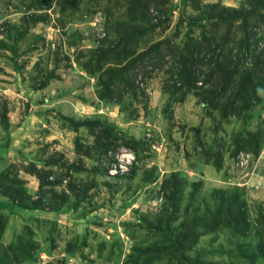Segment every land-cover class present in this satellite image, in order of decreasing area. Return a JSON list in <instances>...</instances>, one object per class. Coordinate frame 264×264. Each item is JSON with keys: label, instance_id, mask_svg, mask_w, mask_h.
<instances>
[{"label": "rangeland", "instance_id": "374dc122", "mask_svg": "<svg viewBox=\"0 0 264 264\" xmlns=\"http://www.w3.org/2000/svg\"><path fill=\"white\" fill-rule=\"evenodd\" d=\"M149 3L0 0V264H264V83L232 103L264 60V0ZM222 195L247 231L205 227Z\"/></svg>", "mask_w": 264, "mask_h": 264}, {"label": "trees", "instance_id": "16d2710c", "mask_svg": "<svg viewBox=\"0 0 264 264\" xmlns=\"http://www.w3.org/2000/svg\"><path fill=\"white\" fill-rule=\"evenodd\" d=\"M150 0H131V13L132 14H137L140 11H143L145 9H147L150 5L149 3ZM261 4H256L257 7H260ZM255 11H257L256 8L249 10V11H245L243 13V15H239L238 18H240L243 21V25H245L248 21V17H252L253 13H255ZM124 25L121 26V28H123ZM132 37V36H131ZM133 38V37H132ZM131 38V39H132ZM198 46L200 45H195L194 49H198ZM190 48H193V46H191ZM202 48V47H200ZM190 51H192L190 49ZM166 52V51H165ZM168 53V52H167ZM162 54L161 56H158V58H160L161 61H164V56H166V54ZM151 54H156V52H154V50H151L149 52H147L146 54H144L142 56V62L145 61L146 56L147 55H151ZM262 54V53H261ZM158 55V54H156ZM155 55V56H156ZM169 55V54H168ZM184 68H186L187 66H189V68L191 69V65L194 64V60L190 57V58H186V56L184 57ZM191 59V61H190ZM193 61V62H192ZM260 63V64H259ZM256 64L258 65V70L251 75H247L245 77H241L239 84L235 87L239 89L235 90V95L233 96V100L232 103H235V100H240L242 99L245 104L248 102L249 103V93L252 92L256 97L257 93H258V88L261 87L260 85H262V83H264V77H262L264 75V60H258V62H256ZM138 63L136 62L135 64H133L134 68L133 69H137L139 66H137ZM143 65V64H142ZM132 66V67H133ZM131 67V69H132ZM144 68V66H141ZM259 68H263V70L259 71ZM130 69V70H131ZM133 71V70H132ZM130 77H131V71H130ZM233 75L232 76L229 74L224 77H227L228 80H223L222 81V86H220L221 91L218 92L217 94L215 93V97L213 98L212 101H217L219 102V100L221 99V97L224 96V92L228 91H233L235 88L231 87V84L233 83ZM133 77L135 78V74H133ZM241 82V83H240ZM259 85V86H258ZM231 94L233 95V93L231 92ZM231 95V96H232ZM247 96V99H246ZM259 99V97H258ZM236 109V108H235ZM87 123H85L86 125ZM244 144H242V146H238L237 149L238 150H242ZM33 173L34 170L30 171ZM13 188H10V191L7 189L6 193L8 196H10L14 201H16L17 203H19V205H21L22 207H24L25 204H21L23 198L21 199V202L19 201L20 199V191L19 190H12ZM161 199H162V205H161V212H160V218L163 217L166 218V223H167V229L170 230L171 229V224L172 219L169 218L167 216V209L169 206V202H171L172 198H171V194L169 193L168 188H166V185H164L162 191H161ZM26 206V205H25ZM41 207V203L40 202H34L32 205H27L26 207ZM242 206L240 204V202L238 201V196L236 197H229V198H225L224 195L221 196V200L219 201V204L217 205V207L215 208L214 211L208 210V214L210 216V219H208L207 223L205 224L207 227V229H210L211 231H217L221 228H229L231 227L233 230H236L238 232H245L247 231V229L249 228L248 223H246L247 218L244 217V215H246V211L245 213L242 211ZM247 216V215H246ZM240 219L242 221H240ZM162 220V221H163ZM192 225H190V223L186 222L184 225H182V230L179 231L178 233H175V235H170L171 239H172V245L171 248L172 249H176V250H190L193 243H196L198 241V237H196V235L199 234H195L194 232L196 231V228L198 229L197 226L200 225V221L198 220V218L194 217L193 222L191 223ZM196 227H194V226ZM168 234H166L167 236ZM170 239V241H171ZM189 242V245H188ZM264 251V250H263ZM263 257H264V252H263Z\"/></svg>", "mask_w": 264, "mask_h": 264}, {"label": "built area", "instance_id": "2783aa9c", "mask_svg": "<svg viewBox=\"0 0 264 264\" xmlns=\"http://www.w3.org/2000/svg\"><path fill=\"white\" fill-rule=\"evenodd\" d=\"M141 72V71H140ZM127 157H129V155H123V162H125L126 164H128V165H130L131 164V166H132V161L134 160V158L132 157V155H131V159H129V158H127Z\"/></svg>", "mask_w": 264, "mask_h": 264}]
</instances>
